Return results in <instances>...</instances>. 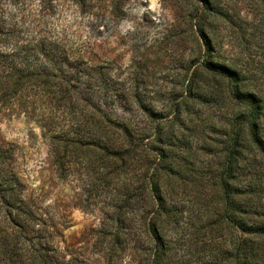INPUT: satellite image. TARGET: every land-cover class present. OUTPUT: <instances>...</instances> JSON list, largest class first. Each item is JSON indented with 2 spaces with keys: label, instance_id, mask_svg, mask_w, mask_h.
I'll return each instance as SVG.
<instances>
[{
  "label": "rangeland",
  "instance_id": "obj_1",
  "mask_svg": "<svg viewBox=\"0 0 264 264\" xmlns=\"http://www.w3.org/2000/svg\"><path fill=\"white\" fill-rule=\"evenodd\" d=\"M210 1L224 13L206 19L211 57L235 63L249 77L248 89L264 99V8L258 0ZM87 2L84 9L72 0L58 1L45 25L67 34L77 55L83 53L85 59L106 67L124 90L122 97L116 93L103 107L105 114L132 121L145 134L156 129L175 134L171 147L181 176L171 178L166 186L178 210L175 224L165 229L172 249L168 264H233L232 246L244 236L224 229L213 217L217 200L211 185L224 168L232 123L246 108L232 96L227 79L202 66L205 45L197 27L206 9L200 0ZM115 3L118 11L113 14ZM196 89L204 98L194 97ZM141 105L149 107L153 116ZM41 125L0 112L2 149L14 154L13 166L35 213L29 226L14 229L21 243L33 242L41 254H58L61 264L149 263L150 242L125 252L112 245L123 228H139L151 217L150 202L141 190L146 168L142 156L131 173L116 170L118 164L106 171L97 156L89 166L77 154L60 166ZM137 145L143 149L141 142ZM244 155L245 166L260 161L248 148ZM131 181L135 192L145 198L134 209L120 201L123 185ZM238 182L248 181L240 177Z\"/></svg>",
  "mask_w": 264,
  "mask_h": 264
},
{
  "label": "trees",
  "instance_id": "obj_2",
  "mask_svg": "<svg viewBox=\"0 0 264 264\" xmlns=\"http://www.w3.org/2000/svg\"><path fill=\"white\" fill-rule=\"evenodd\" d=\"M33 1L0 0V112L43 123L51 155L58 157L60 166L69 164L67 157L77 154L89 166L97 156L105 170L118 164L116 170L131 173L142 156L146 168L141 190L150 202L151 217L138 224L139 228H123L112 245L114 250L125 252L150 242L153 251L147 264H168L172 249L165 229L175 224L178 210L170 202L166 186L171 178L181 176L171 147L175 134L161 129L145 134L132 121L105 114L103 107L117 94L122 97L124 90L106 67L85 59L83 53L77 55L67 34L46 28L45 18L55 12L60 0H37L36 6ZM200 1L207 12L197 27L205 45L202 66L227 79L232 96L246 108L232 123L224 168L211 185L217 200L213 217L224 229L244 236L232 246L233 264H264V99L248 89L249 77L235 63L211 57L213 45L206 35V19L224 13L210 0ZM258 1L264 8V0ZM72 2L87 8V0ZM111 11L117 13L116 3ZM194 94L197 99L204 98L198 89ZM141 108L153 116L149 107ZM153 138V143H148ZM247 148L260 161L255 159L245 166ZM13 164L14 154L2 149L0 143V228L6 229H0V264H61V256L41 254L33 242V246L21 243L14 231L15 227L29 226L35 213ZM240 177H246L247 184L238 182ZM122 189L120 201L126 207L137 208L145 200L135 192L133 181Z\"/></svg>",
  "mask_w": 264,
  "mask_h": 264
}]
</instances>
